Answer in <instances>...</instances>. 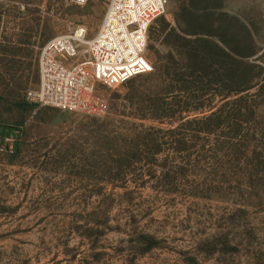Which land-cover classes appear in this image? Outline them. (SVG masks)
Listing matches in <instances>:
<instances>
[{
  "label": "rangeland",
  "instance_id": "rangeland-1",
  "mask_svg": "<svg viewBox=\"0 0 264 264\" xmlns=\"http://www.w3.org/2000/svg\"><path fill=\"white\" fill-rule=\"evenodd\" d=\"M108 2L0 0V264H264V0H169L151 74L96 84L80 111L37 103L42 48L94 37ZM194 55L219 80L189 74ZM252 81L211 112L153 118Z\"/></svg>",
  "mask_w": 264,
  "mask_h": 264
},
{
  "label": "built area",
  "instance_id": "built-area-1",
  "mask_svg": "<svg viewBox=\"0 0 264 264\" xmlns=\"http://www.w3.org/2000/svg\"><path fill=\"white\" fill-rule=\"evenodd\" d=\"M84 6L90 0H71ZM169 0H109L92 38L83 26L49 41L38 59L39 84L34 100L63 112H76L100 83L118 88L149 75V32L167 14Z\"/></svg>",
  "mask_w": 264,
  "mask_h": 264
},
{
  "label": "trees",
  "instance_id": "trees-1",
  "mask_svg": "<svg viewBox=\"0 0 264 264\" xmlns=\"http://www.w3.org/2000/svg\"><path fill=\"white\" fill-rule=\"evenodd\" d=\"M219 50V49H218ZM220 52H222L224 55L229 56V53L225 50H221ZM190 59V58H189ZM202 59V67L200 65ZM211 57H200L198 55H194L193 58L191 57L190 59V63L192 68L190 69L189 74H191L192 76L195 74H201L204 75V72L206 73V76L208 77H212L215 79L219 80V77L221 75L220 70H217L214 68V65H212L211 63ZM251 67H254L253 65H250ZM225 72V71H224ZM159 76L161 77H170L172 78H176L178 77L177 74L174 73H166L164 72L163 74H159ZM191 76V77H192ZM193 78V77H192ZM182 80V78H180ZM180 80V81H181ZM202 78L200 80L197 81V84L202 83L201 82ZM180 83V82H179ZM231 83V82H230ZM229 82H218L216 83V85H219L221 88L216 90L214 92V94L212 95L211 99H203L199 97H195L196 101L198 102H193L189 105H186L184 107L179 108L178 110H176V112L173 114H164L158 117H153L154 119H156L158 122L162 123L165 120H170V119H178V120H185L186 117H189L191 114H201V113H207V112H211L213 110H215L220 103L231 99L232 97H234L235 95H241L243 93H246L252 89H254L255 87V83L254 81L246 84V85H242V86H238L235 89L229 88V86H231ZM182 90L180 89V87L178 88L177 86L173 89H171V92H169L166 98H176L177 97V93H180ZM230 103V101L225 102L220 108H218L216 111L212 112L209 115L206 116H202V117H196L193 119V122H197V121H208L211 120L212 118L216 117L218 114H220L224 108ZM186 123H184L183 125H185ZM8 132L10 133H14L15 131L12 129H6Z\"/></svg>",
  "mask_w": 264,
  "mask_h": 264
}]
</instances>
